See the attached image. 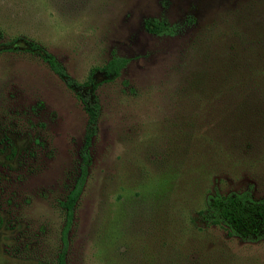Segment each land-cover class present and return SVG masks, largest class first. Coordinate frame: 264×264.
Here are the masks:
<instances>
[{"label": "rangeland", "instance_id": "rangeland-1", "mask_svg": "<svg viewBox=\"0 0 264 264\" xmlns=\"http://www.w3.org/2000/svg\"><path fill=\"white\" fill-rule=\"evenodd\" d=\"M146 18L174 33L147 32ZM28 42L78 82L128 58L117 77L94 75L100 110L65 264H264V240L227 237L197 214L215 189L264 197L263 126L240 139L241 163L211 146L228 103L216 84L264 67L245 57L264 51V0H0V264H55L86 123Z\"/></svg>", "mask_w": 264, "mask_h": 264}, {"label": "trees", "instance_id": "trees-1", "mask_svg": "<svg viewBox=\"0 0 264 264\" xmlns=\"http://www.w3.org/2000/svg\"><path fill=\"white\" fill-rule=\"evenodd\" d=\"M143 28L153 34L170 35L174 33L171 25L155 18L144 19ZM28 44V49L35 52L48 68L63 81L65 86L74 92L86 113L83 141L79 150L78 174L64 200L59 203L63 209L64 217L60 231V248L55 264H65L66 235L72 222L73 207L87 176L90 162L89 146L96 132L100 110L99 100L94 92L96 87L94 75L99 72L108 79L117 77L120 70L127 64L128 58L113 55L101 66L91 67L85 79L78 82L71 78L56 58L42 46L31 42ZM245 57L264 58V51H251L245 53ZM251 69L254 71L243 74L232 72L226 78L225 85L216 84L214 88L225 100V103L228 102L226 117L215 119L217 123L216 136L214 137L222 138L221 144L218 141L211 144L214 148L212 156L216 160L229 158L241 163L242 155L246 152H243L239 145L240 139L246 136L251 137L252 132L259 133L264 127V81H258L264 79V67ZM219 71V69L214 71L213 79L224 80L225 77ZM248 149H251V145L248 146ZM251 189L226 193L215 189L214 192L206 193L198 202L197 214L201 216L204 224L223 229L227 237L242 241H262L264 240V197H254ZM186 222L183 221L182 226L185 230H189L191 223L189 222L188 225ZM201 231L196 234L198 244L204 238L203 233L199 236Z\"/></svg>", "mask_w": 264, "mask_h": 264}]
</instances>
